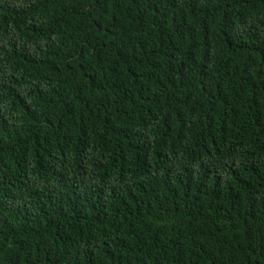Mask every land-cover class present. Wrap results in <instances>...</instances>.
<instances>
[{"label": "trees", "instance_id": "obj_1", "mask_svg": "<svg viewBox=\"0 0 264 264\" xmlns=\"http://www.w3.org/2000/svg\"><path fill=\"white\" fill-rule=\"evenodd\" d=\"M0 264H264V0H0Z\"/></svg>", "mask_w": 264, "mask_h": 264}]
</instances>
